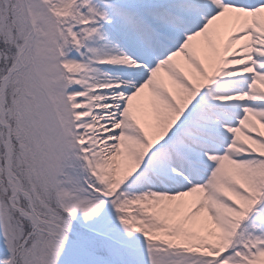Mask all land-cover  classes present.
I'll list each match as a JSON object with an SVG mask.
<instances>
[{"label": "snow or ice", "instance_id": "1", "mask_svg": "<svg viewBox=\"0 0 264 264\" xmlns=\"http://www.w3.org/2000/svg\"><path fill=\"white\" fill-rule=\"evenodd\" d=\"M0 264H264V0H0Z\"/></svg>", "mask_w": 264, "mask_h": 264}]
</instances>
